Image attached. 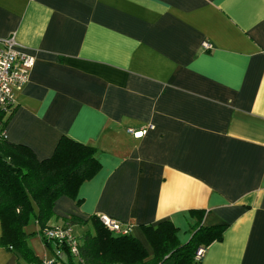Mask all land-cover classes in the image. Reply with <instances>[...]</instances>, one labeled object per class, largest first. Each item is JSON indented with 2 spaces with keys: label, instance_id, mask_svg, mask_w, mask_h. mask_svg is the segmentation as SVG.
Returning <instances> with one entry per match:
<instances>
[{
  "label": "crops",
  "instance_id": "crops-1",
  "mask_svg": "<svg viewBox=\"0 0 264 264\" xmlns=\"http://www.w3.org/2000/svg\"><path fill=\"white\" fill-rule=\"evenodd\" d=\"M12 34L34 60L6 138L45 159L66 135L101 164L50 223L105 214L152 255L143 225L184 243L199 209L225 225L200 264H264V0H0V46ZM0 264H16L1 245Z\"/></svg>",
  "mask_w": 264,
  "mask_h": 264
},
{
  "label": "trees",
  "instance_id": "trees-1",
  "mask_svg": "<svg viewBox=\"0 0 264 264\" xmlns=\"http://www.w3.org/2000/svg\"><path fill=\"white\" fill-rule=\"evenodd\" d=\"M12 108H0V245L15 254L16 264H40L41 259L28 245L27 238L38 234L52 248L58 246L57 241L44 235L46 228L56 225L68 226L73 231L86 227L77 235L80 262L65 249L66 264H200L202 257L195 259L197 249L205 250L222 239L225 225H202L203 211L199 209L191 210L197 222L184 243L179 241L178 228L170 220L143 225L152 255L130 231L114 234L97 215L84 220L71 214L62 218L61 223H50L56 218L53 208L60 196L81 201V184L101 168L97 149L63 135L50 157L38 159L28 146L11 142L4 135ZM32 222L36 229L29 231Z\"/></svg>",
  "mask_w": 264,
  "mask_h": 264
},
{
  "label": "built area",
  "instance_id": "built-area-1",
  "mask_svg": "<svg viewBox=\"0 0 264 264\" xmlns=\"http://www.w3.org/2000/svg\"><path fill=\"white\" fill-rule=\"evenodd\" d=\"M204 49L211 47L210 42H202ZM33 56L22 50L19 42L12 34L1 40L0 46V108L10 109L13 106V89L27 82L30 68L33 64ZM149 128L152 126H148ZM134 135H142L144 129H127ZM5 135V134H4ZM99 221L113 231L114 234H125L130 231L129 226L123 224L116 218L102 214L97 216ZM47 238L58 242L54 247V254L50 258H42L40 264H55L61 259L62 250H67L76 262H80L78 257V238L72 228L68 226L56 225L44 230ZM204 249L198 248L195 252V259L200 260Z\"/></svg>",
  "mask_w": 264,
  "mask_h": 264
},
{
  "label": "rangeland",
  "instance_id": "rangeland-1",
  "mask_svg": "<svg viewBox=\"0 0 264 264\" xmlns=\"http://www.w3.org/2000/svg\"><path fill=\"white\" fill-rule=\"evenodd\" d=\"M85 229L86 227L74 228V232L76 233V235H80L85 231ZM62 254L65 260H67L68 258L67 252L65 250H62Z\"/></svg>",
  "mask_w": 264,
  "mask_h": 264
}]
</instances>
